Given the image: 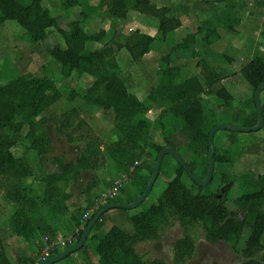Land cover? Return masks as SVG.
Instances as JSON below:
<instances>
[{
	"label": "trees",
	"instance_id": "1",
	"mask_svg": "<svg viewBox=\"0 0 264 264\" xmlns=\"http://www.w3.org/2000/svg\"><path fill=\"white\" fill-rule=\"evenodd\" d=\"M218 2L223 3L221 22H217L215 17L219 11L214 10V15L200 21L194 32L187 33L180 40H174L172 34L181 25L180 17L172 14L170 6H157L152 0H99L95 6L84 0H59V7L65 12L81 6L80 19L71 20L67 29L57 27L56 16L43 5V0H0V27L7 20L16 22L32 44L21 49L17 62L19 73L5 83L0 82V188L3 199L12 206L8 222L13 234L26 240L43 235L54 238L56 229L47 221L44 210L47 209L53 216L68 213L67 200L71 198L66 191L68 183L74 181L82 170L98 168L103 163V151L120 171L128 174L138 195L144 190L157 156L165 146L172 147L179 154L181 148L190 151L193 159L186 161L187 166L194 174L199 169L200 175L196 176L205 178L209 155L208 135L217 123L208 125L212 112L208 111L207 98L202 95H215L222 104L230 105L232 96L221 83L228 74L212 69L201 59L197 62L198 73L185 78L182 77L181 67L170 65V56L172 52L195 55V46L199 41L205 44L218 41V24L229 31H235L242 19L238 9H243L245 2L239 4V0H194L191 1V7L200 11L213 10ZM257 4L263 5L264 2L257 0ZM96 11H101L107 18L129 21L134 25L132 32L124 36L122 42H115V45L106 42L99 49H88L87 42H101L108 33L104 28L93 33L85 30L84 25L89 16ZM133 11L157 20L154 35L143 32L137 20H130V12ZM53 27H57L61 42L51 46L43 45L48 30ZM262 27L261 36L264 38V20ZM158 40L167 43L169 52L162 56L163 64L157 70L156 85L141 99L136 92L129 90L115 50L124 48L132 61L138 62L152 50L154 42ZM33 51L40 54L46 52L59 63L60 77L65 82L72 77L80 79L85 75L92 79L82 93V99L89 106L113 113L114 128L121 134L118 140L103 143L75 106L64 111L58 119L41 115L58 100L60 92L50 77L37 76L28 71ZM239 75L252 88L251 102L254 106L242 125L254 126L258 123L254 91L264 83V51H256L241 65ZM261 93L264 113V88ZM75 96L72 92L68 95L70 99ZM145 99L149 100V106L158 111L155 121L143 116L145 111L152 110L144 103ZM54 119L57 120L56 131L59 136H63L67 142L82 141L84 146L76 162H65L61 157H53L52 161L58 171L41 174L30 164L26 154L16 156L12 147L26 139L28 148L34 150L37 156L49 153L52 145L45 126ZM24 127L27 128L25 132ZM153 127L159 129L162 144L151 140ZM228 138L231 142L236 140L234 134H230ZM151 153H154V161L149 163L145 156ZM166 156L172 157L165 154L163 158ZM214 161L213 176L206 185H199L191 180L184 168L176 162L173 176L166 182L156 201L145 211L130 216L135 227L134 233L129 234L120 226L111 225L104 234H98L96 230L102 226L103 215L107 210L96 220L83 245L76 252L85 247L88 239H95L94 251L100 258V264H165L161 259H143L136 253L134 245L139 240L155 235L157 226L170 224L171 219L175 218L185 227L200 225L209 242L223 240L235 243L246 230L243 247L240 249L243 257L240 264H264V172L241 176L249 189L234 200L243 213L239 217L224 202L233 180L225 172L216 170V164L231 161V153L214 144ZM142 169L147 172L140 173ZM27 178L43 182V191L36 193L30 185H26ZM216 178L224 183L220 198L210 188ZM186 179L190 181V185L186 183ZM95 185L96 180H93L86 187ZM151 192L152 188L147 196ZM121 194L125 199H121ZM136 198L124 188H119L101 208L111 202L130 203ZM96 212L82 225L77 241ZM70 220L73 225H80L77 214L72 213ZM193 248L194 242L188 233L177 239L174 243L176 261L191 255ZM57 253L59 250L54 249L51 256ZM69 256L71 254L65 258ZM28 263H32V260L23 257L18 258L16 264ZM0 264H12L4 253L1 239Z\"/></svg>",
	"mask_w": 264,
	"mask_h": 264
},
{
	"label": "rangeland",
	"instance_id": "2",
	"mask_svg": "<svg viewBox=\"0 0 264 264\" xmlns=\"http://www.w3.org/2000/svg\"><path fill=\"white\" fill-rule=\"evenodd\" d=\"M57 3H52L50 0H43V5L50 8V12L56 16L57 27L63 29L68 28V24L71 20L80 19V9L81 6H75L69 11L65 12L59 7V0H54ZM87 4L97 5L99 0H84ZM156 5L160 6L170 5L172 14L179 16L181 13H187L184 7H180V4H184L185 8H188L187 0H155ZM242 1L247 2V0H239V4H242ZM264 2V0H258ZM248 4V3H247ZM251 4V0H250ZM264 5V4H263ZM258 6V5H257ZM184 9V10H183ZM258 9V7L256 8ZM246 11V12H245ZM244 12L242 24L238 25L235 31H229L225 29L221 24L217 25V28L220 31H223L226 36H224V49L223 57L219 55H210L211 51L205 49V43L199 41V49L195 51V55L186 54L181 52H172L170 56V65H177L182 68V77H185L188 73L199 71L197 62L202 58H210L212 65H215V69L222 70L223 73L228 74L221 83L227 88V90L232 94V99L230 105H224L221 103L220 99L213 95V97L208 96L207 102L208 111L212 112V116L209 115L208 125L212 123H224L232 126H243L245 116H249L251 111L254 110L253 103L251 102V86L243 80L239 75L240 66L243 65L249 58H251L252 50L258 45L264 46V38L262 36H257L258 30L251 29V6L250 9H247ZM248 12V13H247ZM256 11L253 12L255 14ZM138 14L145 16L148 22H154L157 24V20L154 17L147 16L135 11L130 12V20L133 22L136 21ZM250 15V16H249ZM197 16V15H196ZM193 18V17H192ZM199 17L197 20H192L190 27H193L192 31H195L197 24L199 23ZM188 25V26H189ZM133 24L125 19H112L107 18L103 15L101 11H96L89 16L88 21L85 23L84 28L87 32H97L101 28L106 29L107 35L101 42L90 41L87 43V48L94 50L99 49L104 46L106 42H112L115 45V42H122L124 36L131 33L133 30ZM56 27V28H57ZM55 27L48 30V34L43 45H54L57 42H61L59 34ZM251 30L254 36H251ZM173 36V34H172ZM174 39V37H172ZM180 40V39H178ZM260 40V42H259ZM235 43L239 44L238 48ZM257 43V45H256ZM32 44L29 42L26 35H24V30L14 21L7 20L0 27V82L5 83L19 73L17 62L20 59L21 49L25 47H30ZM43 47V46H42ZM204 47V49H202ZM236 50V51H234ZM169 52L167 43H162V41H155L153 44L152 50L146 53L143 58L138 61H132L128 52L124 49H116L115 54L117 60L120 64V70L122 75L127 79L129 84V90L132 92L138 93L139 98H144L145 94H148L152 87L157 83V70L163 64L162 56ZM206 52V54H204ZM207 55V56H206ZM51 58V59H50ZM232 58V59H231ZM219 65V66H218ZM28 71L34 73L37 76L46 75L54 80L57 88L60 92V97L58 100L45 109L41 115L42 116H54L58 119L64 111L68 109L70 103L75 102V107L79 110L81 116L91 127L93 133L103 142H111L117 139V130L113 125V113L110 111H104L97 107H90L91 109H85L87 106L84 100L82 99V93L85 91V85H89L91 78L87 75L77 78H70L67 82L63 81L60 77V66L59 64L50 57L46 52L38 53L33 51L30 54V63L27 67ZM74 90V91H73ZM76 94L72 100L68 97L69 93ZM262 98V93L260 94ZM144 103L148 108H152L151 112L145 111L143 116L150 121H155L157 118V110L154 107L149 106L150 102L148 99L144 100ZM207 111V112H208ZM48 122L45 126V132L47 134ZM57 123V120H55ZM249 127V126H244ZM26 127L23 128V132L26 131ZM52 131H49V134ZM76 131L75 133H79ZM258 132L264 137V126L258 131H230L227 129H219L214 134V144L218 147L227 149L231 153V161L229 163H218L216 164V170L222 171L228 174L232 180L233 185L231 189L226 193L224 197L225 205L235 212L237 216L242 217V211L238 209L234 200L244 191L248 190L249 187L241 180L242 175H250L255 172L264 171V162L262 158H257L251 160V149H256L258 146L262 148L264 155V139L261 143L251 144V134ZM56 133V134H55ZM50 141L52 144V149L49 153L43 155L44 158L41 161L37 159L35 151L33 154L32 162L35 167L40 170L42 173L58 171L56 164L52 161V156H60L64 161L65 157L63 151L66 150V139L63 136H59L55 132ZM230 134H234L236 140L231 142L228 138ZM151 140L157 143L162 144V138L160 136V131L158 128H152V137ZM27 142V143H26ZM20 144L14 145L12 148L13 153L16 155L27 154L30 150L26 139H23L19 142ZM81 148L84 146L82 141H76ZM261 144V146H260ZM25 146V147H24ZM253 146V147H251ZM103 149V145H101ZM65 152V151H64ZM71 151L65 152L70 153ZM181 157L185 161H191L193 155L190 151H187L183 148L179 150ZM103 163L96 169L91 170L92 177L91 180H96V185L92 187H81V199H75L74 201L67 200L69 205V212L64 215H51L47 209L44 210L47 221H50L52 218H58L61 221L64 219L68 220L71 225L62 223V225L56 231L57 238L58 236L65 237L69 234H74L77 237L78 233L75 232L76 229L72 227L73 223L70 220V215L73 213L77 214L80 219L81 226L78 230L82 228L84 221L82 219L83 214L90 210L94 204L99 193L104 189L108 188L115 181L120 182V188H124L126 192H130L131 195L138 197V193L131 185V182L128 178V174L120 171L113 161L107 157L104 153ZM259 157L261 153H258ZM146 160L150 163L154 161V153L146 154ZM29 159V158H28ZM254 160V161H253ZM176 166V161L173 157L166 156L162 160L161 171L157 177L153 187L152 192L147 196L143 202L138 204L134 208L125 209V208H112L109 209L103 215V222L100 234H104L106 230L111 225L120 226L124 231L132 234L135 232V227L130 221V216L133 214L145 211L152 203H154L157 197L162 193L163 189L166 186V182L173 176L174 169ZM146 169L140 170V173H146ZM195 175H200V170H196ZM1 178V177H0ZM2 179V178H1ZM0 179V181H1ZM186 183L190 185L188 179L185 180ZM70 183V182H69ZM68 183V184H69ZM98 183V184H97ZM187 184V185H188ZM68 186V185H67ZM224 183L219 181L217 178L212 181L210 188L214 192L215 196L220 198V193ZM121 199H125L123 194L120 195ZM100 210V209H99ZM97 211V210H96ZM95 211V212H96ZM94 213V212H93ZM92 213V214H93ZM170 224H163L157 226L155 235L150 238L139 240L135 243L134 249L137 254L141 255L143 259H161L165 264H240L243 260L240 249L243 247V240L246 237L247 231L245 230L238 242H227L219 240L216 242H209L205 239L204 231L200 225H189L185 227L177 219H171ZM75 226V225H74ZM90 233V232H89ZM88 233V234H89ZM186 233L190 235L194 242V248L188 257H185L183 260L176 261L175 259V249L174 243L177 239L184 236ZM54 236V237H55ZM40 237H38L39 239ZM61 238V237H60ZM264 241V240H263ZM76 243V242H75ZM68 244L69 245H74ZM95 239H88L86 241L85 247L78 252L77 256L67 257L63 259L62 264H100V258L94 251ZM42 242L40 241L39 247L35 249L34 255L30 256L29 259L32 260L30 264H39V256L41 254ZM65 250H59V252ZM51 257V255L49 256ZM29 264V263H28ZM61 264V263H60Z\"/></svg>",
	"mask_w": 264,
	"mask_h": 264
},
{
	"label": "crops",
	"instance_id": "3",
	"mask_svg": "<svg viewBox=\"0 0 264 264\" xmlns=\"http://www.w3.org/2000/svg\"><path fill=\"white\" fill-rule=\"evenodd\" d=\"M50 1L52 3H57L54 0H50ZM152 1L154 3H156L155 0H152ZM187 1L189 2V0H187ZM190 1H194V0H190ZM257 5H258L257 4V0H251V4H250V0H247V2H245L244 8L243 9L239 8L238 10H239L241 16L243 17L244 13L246 12L245 11L246 10V7H247V9H250V6H251V17H249L251 19V29H255L256 28L258 30L257 36H260L261 35V32H262V29H263L262 23H263V20H264V5H258V6ZM158 6H160V5L158 4ZM167 6H170V5H167ZM187 6H188V8H185L186 6H184V4H180V7H184V9L186 10L187 13H181L179 15L180 21H181V25L179 27H177L174 30V32H173L174 40L181 39L182 37L186 36L187 33H189V32H194V31H192L193 27H190L189 24H191V22H192L193 19L194 20H197V16L199 17V20L202 21L204 19H207L208 17H212V15H214V12L213 11L215 10V11H219L218 13L216 12L217 13V16L215 15L217 22H221V20H222L221 10L223 9V3H220V2L215 3V6H214L213 10L212 9H208V10H204V11H200V10H197V9H193L191 7V2H189V4L187 3ZM45 7L48 8V6H46V5H45ZM257 7H258V9H256ZM48 9H50V8H48ZM254 11H256L255 14H253ZM144 17L145 16H141L140 14H138V17L136 18L137 22L140 23V25H141V30L143 32H146V33H149L151 35H154L156 33V26H157V24H154V22L153 23L152 22L151 23L148 22V20L146 18H144ZM242 20H243V18L241 19L239 25L242 24ZM200 21H199V23H200ZM217 31L220 34V39L218 41L212 43V44H205V49L207 51H209V52L211 51L210 52L211 53L210 55H213V57H214V54H215V55H219L220 57H223L224 58L223 53H224V49H226V46L224 45L223 38H224V36H226V34H224L223 31H225V30L222 29V31H220V29L217 28ZM251 36L252 37L254 36V34L252 33V30H251ZM259 42H260V40H259ZM198 44L199 43H197L196 46H195V51L196 50H200L201 51V49H199V45ZM235 45L238 48V45L239 44L235 43ZM256 45H257V43H256ZM86 47H87V44H86ZM202 49H204V47H202ZM234 51H236V50H234ZM256 51H261V52L264 51V46L260 44V45H258V47L256 46L255 48H253V50H252L253 53H252L251 57L253 56V54ZM212 53H214V54H212ZM204 54H206V52ZM209 59L210 58L208 56H207V58H202V60H205L210 65V67L212 69H214L216 71H221L222 72V70L215 69L216 68V67H214L215 65H212V63H211V61ZM214 59H215V57H214ZM181 73H182V68H181ZM197 73H198V71L197 72H193L192 71L191 73H188L187 75H185V78L186 77H190L193 74H197ZM74 78H76V77H74ZM91 81H92V79H91ZM85 87H86L85 88V90H86L87 87H88V85H85ZM146 95L147 94H145V96ZM202 96H203V98H207L208 96L213 97V95H205V94H203ZM231 96H232V94H231ZM86 105L87 106L84 107L85 109H91L90 107L94 108L93 106H89L88 104H86ZM72 106H75V102H73V103L71 102L70 105H68V108H70ZM81 116H83V115H81ZM245 117H247V116H245ZM50 122L51 123H49L48 124V127H47V136H48L49 140L51 141L53 139L52 138V136H53L52 132L53 133L57 132L56 131L57 123H55V119L52 120V121H50ZM49 131H52V132L49 134ZM117 133H118L117 135H120V136H118L116 140H118L121 137L120 132L117 131ZM263 139H264L263 135L262 134H258V132L254 133V134H251V144H253V143H261ZM18 144H20V143H18ZM261 144H260V146H261ZM24 145L25 146H28V144H24ZM65 146L67 148L66 150H64L65 152L71 151L70 152L71 154L65 153L63 151L64 157H65L64 158L65 159V162H76L77 161V158L79 157V155L81 153V149L82 148L78 144H76L75 142H67V141H66ZM15 147L12 148V149L14 150ZM262 150H263L262 148H259L258 149V146H257L256 149H253V150L251 149V160L254 159L256 161L257 158L258 159L259 158H262V161L264 162V155L262 154V152H263ZM258 153H261V156L262 157H259ZM33 154H34V152L31 149L26 154L27 157L29 158L30 164L38 171V173L44 174L40 170H38L35 167V165H33V162H32ZM19 155H21V154L20 153H17L16 154V156H19ZM52 157H60V156H52ZM37 159H40L39 161H41L42 159H46V158H44L43 156H38ZM263 172L264 171H262L260 173L255 172V174H261ZM47 173H49V172H47ZM92 175L93 174H92L91 170H82L80 172V174L76 177V179L74 181H71L68 184V186L66 187V191L71 195L70 201H74L75 199L77 200L79 198L81 199V195H82V194H80L81 187H84L85 188L91 181H93V180H91ZM25 184L26 185H30L34 189V191L36 193H41L43 191V188H44V183L43 182H41L40 180H33L32 178H27L25 180ZM2 194H3V191L0 188V239L2 240L3 248H4V253H5L6 257L9 259V261L12 264H16L18 258H23V257L29 258L30 256L34 255V251H35V249H37L39 247V244H40V241H41V237L42 236H39L40 237L39 239H38V237H34V238H31V239L26 240V239H24V238H22L20 236H16L15 234L12 233L11 226H10V224L8 222V216L11 213L12 206H11L10 203L6 202L3 199ZM67 205H68V202H67ZM68 208H69V205H68ZM48 222L51 224V226L53 228L56 229V231L62 225V223H65V224L67 223L66 226L67 225L68 226L71 225L69 223V221L66 220V219H64L63 221H61L58 218H52ZM72 227H74V229L77 230L81 226H76V225L74 226V225H72ZM101 228L102 227H100L98 230H96V232L98 234H100ZM77 255H78V252H74V253L71 254L70 257L77 256ZM62 262H63V259L60 260V261H58V262H56V263H54V264H60V263L62 264Z\"/></svg>",
	"mask_w": 264,
	"mask_h": 264
},
{
	"label": "water",
	"instance_id": "4",
	"mask_svg": "<svg viewBox=\"0 0 264 264\" xmlns=\"http://www.w3.org/2000/svg\"><path fill=\"white\" fill-rule=\"evenodd\" d=\"M262 88H264V83L260 84L254 91V100H255V105H256V109H257V113H258V123L256 125L250 126V127H244V126H232V125L224 124V123H217L211 128L209 135H208L209 155H208L206 176L204 179L198 178L192 172V170L187 166L186 161L181 157V155L175 149H173L170 146L163 147L157 156V160L155 162L153 171L151 173L149 180L146 183L144 190L133 202H130V203L111 202V203L107 204L105 207L101 208L100 210H98L94 214L92 219L89 221V223L87 224V226L83 230L79 240L74 245H72L71 247L57 253L54 256L47 258L46 260L40 262L39 264H54V263L64 259L66 256L76 252L83 245V243H84L88 233L90 232L92 226L94 225L96 220L99 218V216L103 212H105L109 209H112V208L130 209V208H134L138 204H140L145 199L148 191L152 188L154 182L156 181L157 176L159 174L162 159H163V156L165 154H170L176 160V162L179 163L184 168V170L187 173V175L189 176V178L191 180H193L195 183H197L199 185L208 184L212 179L213 171H214L215 161H214V141H213V138H214L215 132L219 129H227L230 131L250 132V131H258L263 126L264 113H263V109H262V105H261V99H260V94H261Z\"/></svg>",
	"mask_w": 264,
	"mask_h": 264
},
{
	"label": "built area",
	"instance_id": "5",
	"mask_svg": "<svg viewBox=\"0 0 264 264\" xmlns=\"http://www.w3.org/2000/svg\"><path fill=\"white\" fill-rule=\"evenodd\" d=\"M150 112L151 110H149V113ZM120 185L121 184L119 181H115L114 184L101 191L98 197L96 198L94 204L90 208V210H87L83 214L82 216L83 221L85 222L93 212L99 210L110 198H112L118 192ZM75 232H77L79 235L78 229L75 230ZM78 235L77 237H75L74 234H69L65 237L58 236V238L57 236L51 238L48 235H43L41 237L42 247H41V254L39 256V261L42 262L47 258H49V256L51 255L54 249L62 250L66 248L68 244L75 243L77 241Z\"/></svg>",
	"mask_w": 264,
	"mask_h": 264
}]
</instances>
